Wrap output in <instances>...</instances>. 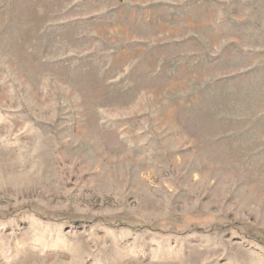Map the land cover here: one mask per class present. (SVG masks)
I'll use <instances>...</instances> for the list:
<instances>
[{"label": "rangeland", "instance_id": "374dc122", "mask_svg": "<svg viewBox=\"0 0 264 264\" xmlns=\"http://www.w3.org/2000/svg\"><path fill=\"white\" fill-rule=\"evenodd\" d=\"M0 264H264V0H0Z\"/></svg>", "mask_w": 264, "mask_h": 264}]
</instances>
